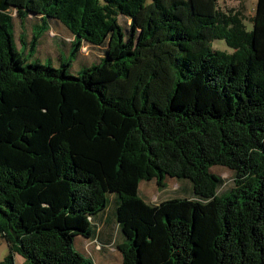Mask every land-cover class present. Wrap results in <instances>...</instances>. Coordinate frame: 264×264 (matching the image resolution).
<instances>
[{
    "label": "trees",
    "instance_id": "obj_1",
    "mask_svg": "<svg viewBox=\"0 0 264 264\" xmlns=\"http://www.w3.org/2000/svg\"><path fill=\"white\" fill-rule=\"evenodd\" d=\"M218 2L0 0V264H92L75 237L111 193L122 264H264V0L251 31ZM13 12L106 55L78 75L28 62ZM214 165L233 171L228 191ZM167 176L194 195L146 201L140 182Z\"/></svg>",
    "mask_w": 264,
    "mask_h": 264
},
{
    "label": "rangeland",
    "instance_id": "obj_2",
    "mask_svg": "<svg viewBox=\"0 0 264 264\" xmlns=\"http://www.w3.org/2000/svg\"><path fill=\"white\" fill-rule=\"evenodd\" d=\"M146 2L149 3L151 0H146ZM256 4L257 0H219L218 2V6L224 10L231 7L240 10L243 15V22L249 31L254 28L250 18L255 13ZM13 16L14 20L10 30L13 33L14 45L28 58V62H39L55 67L67 63L66 69L68 73L78 75L83 69L101 62L102 58L106 55L107 43L98 46L83 41L80 43L81 51L74 50L73 34L69 28L58 20L50 19L45 24L40 18L29 16L21 23L20 18L16 16L15 12H13ZM121 22L126 30L127 21L122 18ZM34 34L37 36L36 39H34ZM21 39L23 45H21ZM211 44L214 50L232 51V48L228 46L224 38L214 39ZM210 170L223 178V185L220 187L219 193L231 189L234 183V173L232 170L221 165H214ZM167 179H169V189L176 191V187L173 186L184 181L186 186L184 187L182 196L192 197L194 195L190 179L170 176H167ZM142 194L148 200H155L157 197L165 198L166 192L157 191L154 184H146L142 186ZM172 194L176 196L174 193ZM109 201L111 202V197H109ZM9 253V243L0 236V261ZM15 264H25L24 258L16 254Z\"/></svg>",
    "mask_w": 264,
    "mask_h": 264
},
{
    "label": "crops",
    "instance_id": "obj_3",
    "mask_svg": "<svg viewBox=\"0 0 264 264\" xmlns=\"http://www.w3.org/2000/svg\"><path fill=\"white\" fill-rule=\"evenodd\" d=\"M80 51L81 48H79ZM168 182L169 179L166 178V187L160 188L156 180L141 181L139 192L143 196L142 186L146 184H154L157 191L166 192L165 198L157 197L155 200H148V198L143 196L150 203H159L172 197H184L182 196L186 186L184 181L173 186L176 187V191L169 189ZM172 193L176 196H173ZM109 197H111V202L108 201L106 208L93 217L92 236L84 237L79 235L75 237L74 244L76 249L86 258H89L92 264H122V253L118 245L122 244L126 239L116 219L118 197L115 193H111Z\"/></svg>",
    "mask_w": 264,
    "mask_h": 264
}]
</instances>
